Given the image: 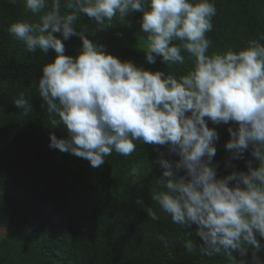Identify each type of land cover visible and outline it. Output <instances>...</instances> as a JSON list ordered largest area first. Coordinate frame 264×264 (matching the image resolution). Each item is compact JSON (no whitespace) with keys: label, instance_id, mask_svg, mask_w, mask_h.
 Instances as JSON below:
<instances>
[{"label":"clouds","instance_id":"obj_1","mask_svg":"<svg viewBox=\"0 0 264 264\" xmlns=\"http://www.w3.org/2000/svg\"><path fill=\"white\" fill-rule=\"evenodd\" d=\"M15 5L17 0H9ZM25 13L39 15L38 21L19 19L7 31L29 53L38 50L57 54L42 67L38 81L41 107L46 108L51 128L63 125L67 138L50 133L49 147L90 161L93 168L105 164L113 152L131 156L137 142L167 146L165 158L158 152L154 162L163 170L151 189V200L167 213L189 238L183 247L197 248L203 255H226L233 264H264L257 255L264 250V34L250 39L243 48L229 46L212 51L217 15L216 0H23ZM63 8L67 10L62 13ZM142 13L148 64L172 68L194 60L191 70L179 75L149 71L132 61H121L106 46L89 39L98 32L121 25L133 13ZM81 15L90 18L91 32L77 31ZM131 27V24H127ZM59 33L61 38L55 34ZM77 36L80 54H65V41ZM14 106L27 117L33 107L23 93ZM207 118V119H206ZM232 123L226 149L231 159L253 160L247 171H232L218 178L213 158L219 136L208 126ZM254 162L258 166H254ZM183 171L184 175H179ZM132 183L141 182V169L133 166ZM143 206L147 216L158 221L156 211ZM258 236L260 239H258ZM158 239L167 247L170 240ZM251 250V259H247Z\"/></svg>","mask_w":264,"mask_h":264},{"label":"trees","instance_id":"obj_2","mask_svg":"<svg viewBox=\"0 0 264 264\" xmlns=\"http://www.w3.org/2000/svg\"><path fill=\"white\" fill-rule=\"evenodd\" d=\"M217 15L213 31L208 33L212 51H224L229 46L239 49L250 39L264 34V0H216ZM67 10L63 8L62 13ZM142 13L125 18L121 25L113 21L114 28L98 32L89 39L106 46L107 52L123 61H132L145 70L170 71L177 75L191 70L194 60L185 55L184 65L168 68L157 58L148 64L145 48L139 42L144 35L140 21ZM19 19L39 20V15L25 13L23 0L13 5L0 0V264H233L226 255L207 256L197 248L188 253L183 247L186 239H193L174 224L171 217L151 200V189L162 169L156 163L158 152L165 158L167 146L137 142L131 156L115 152L104 165L93 168L90 161L49 147L50 133L67 138L61 125L51 128L46 108L41 107L38 81L42 67L54 62L56 53L47 55L39 50L27 52L25 46L7 31ZM130 23L131 27L127 24ZM91 32L94 22L81 15L77 31ZM62 37L59 33L55 34ZM65 54H80L82 41L73 36L65 41ZM23 93L32 104L33 111L23 116L14 106L13 98ZM207 119V118H206ZM219 139L213 164L218 178L232 171H247L246 163L253 160L250 152L243 159H231L225 145L230 140L232 123L214 125ZM133 166L141 169V182L132 183ZM254 166H258L254 162ZM179 175H184L181 171ZM140 197L145 206L156 211L158 221L151 220L143 206L135 200ZM166 236L167 247L158 239ZM258 239L259 236H258ZM264 245V239H260ZM257 255L264 260V250ZM239 264L242 257L234 253ZM247 259H251L249 250Z\"/></svg>","mask_w":264,"mask_h":264},{"label":"rangeland","instance_id":"obj_3","mask_svg":"<svg viewBox=\"0 0 264 264\" xmlns=\"http://www.w3.org/2000/svg\"><path fill=\"white\" fill-rule=\"evenodd\" d=\"M3 232L2 231H0V239L3 237Z\"/></svg>","mask_w":264,"mask_h":264}]
</instances>
